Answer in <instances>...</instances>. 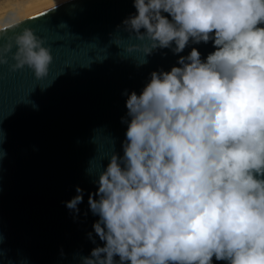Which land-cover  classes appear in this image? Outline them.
I'll use <instances>...</instances> for the list:
<instances>
[{"label": "clouds", "instance_id": "1", "mask_svg": "<svg viewBox=\"0 0 264 264\" xmlns=\"http://www.w3.org/2000/svg\"><path fill=\"white\" fill-rule=\"evenodd\" d=\"M132 3L122 25L142 45L128 50L171 49L178 66L123 93V155L88 196L101 243L81 264H264V0ZM24 21L0 26V91L6 65L49 75L51 47L29 27L15 32ZM190 41L214 51L179 55ZM5 139L0 129V160ZM76 192L66 207L78 212Z\"/></svg>", "mask_w": 264, "mask_h": 264}, {"label": "water", "instance_id": "2", "mask_svg": "<svg viewBox=\"0 0 264 264\" xmlns=\"http://www.w3.org/2000/svg\"><path fill=\"white\" fill-rule=\"evenodd\" d=\"M57 3L49 12L51 3L10 19L25 20L15 32L29 27L44 37L54 60L40 81L28 69L3 67L0 264H81L101 243L92 227L99 217L90 211L88 196L96 192L95 181L111 154L123 155L122 118L128 119L123 93L139 94L153 71L178 66L171 49L128 50L142 45L122 25L135 12L132 0ZM193 47L202 59L214 51L211 41H190L179 55ZM77 186L84 197L78 212L66 207ZM213 264L227 261L213 257Z\"/></svg>", "mask_w": 264, "mask_h": 264}, {"label": "bare ground", "instance_id": "3", "mask_svg": "<svg viewBox=\"0 0 264 264\" xmlns=\"http://www.w3.org/2000/svg\"><path fill=\"white\" fill-rule=\"evenodd\" d=\"M58 1V0H57ZM51 0H36V2L25 0L24 2H18L14 6H10V8L6 9L7 17L9 19L16 17L18 15L24 14L26 12H29L31 10H34L38 7H41L43 5L50 4ZM35 7V8H34Z\"/></svg>", "mask_w": 264, "mask_h": 264}, {"label": "rangeland", "instance_id": "4", "mask_svg": "<svg viewBox=\"0 0 264 264\" xmlns=\"http://www.w3.org/2000/svg\"><path fill=\"white\" fill-rule=\"evenodd\" d=\"M20 1L24 2L25 0H0V22H3L5 20V17H7V15H6L7 12L5 10L10 8V6H14L16 3L20 2ZM29 1L30 2L31 1L36 2V0H29Z\"/></svg>", "mask_w": 264, "mask_h": 264}]
</instances>
